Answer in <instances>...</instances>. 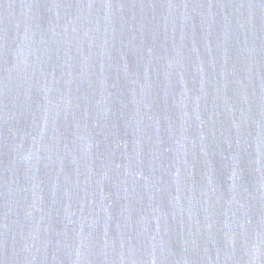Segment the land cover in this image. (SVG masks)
<instances>
[{"label": "water", "instance_id": "obj_1", "mask_svg": "<svg viewBox=\"0 0 264 264\" xmlns=\"http://www.w3.org/2000/svg\"><path fill=\"white\" fill-rule=\"evenodd\" d=\"M0 264H264V0H0Z\"/></svg>", "mask_w": 264, "mask_h": 264}]
</instances>
